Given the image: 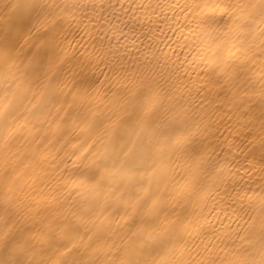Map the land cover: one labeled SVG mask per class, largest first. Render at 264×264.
Masks as SVG:
<instances>
[{
  "label": "snow or ice",
  "instance_id": "1",
  "mask_svg": "<svg viewBox=\"0 0 264 264\" xmlns=\"http://www.w3.org/2000/svg\"><path fill=\"white\" fill-rule=\"evenodd\" d=\"M223 7L221 19L227 17L237 27L248 29L249 34L258 30V35L264 37V0H229ZM6 8L7 14L0 22V84L3 85L0 88V116L5 110L10 113L17 104L23 105L25 100L31 104L29 111L37 119L51 116L54 111L57 114L64 111L63 104L67 101L62 99L66 86L63 73L69 64L79 69L77 74L82 79L77 96L85 104H88L90 92L86 71L99 64H115L119 68V76L113 83L120 87L123 82L125 88L114 103L123 104L129 119L110 133V139L114 145H119L122 157L117 161L120 166L118 175L112 177L113 183L126 188L139 186L145 191L155 185L157 192L140 198L138 208H134L135 218L124 226L127 231L121 237L122 245H112L122 253L115 264H192L183 259L184 252L177 258V246L189 241L192 250L203 247L211 254L218 237L215 226L207 218L202 223L193 214V219L187 223L179 221V229L173 224L165 230L161 227V213L167 216L169 197L165 193L169 185H175L182 195H186L188 203L193 204L206 199L221 181L223 173L218 171L217 153L209 137L216 127L214 117L225 101L231 111L227 120L221 122L249 128L248 135L259 140L264 153V115L260 119L258 135L253 122L242 123L248 116L245 109L256 89L245 73L225 70L224 43L199 53L205 62L204 68L193 80L189 73L181 72L182 65L160 53L158 46H145L141 41L136 58L130 60L127 49L121 55L119 48L114 49L111 43L105 45L106 37L102 31L92 42L89 54L81 57L73 52L65 59V53L71 51L77 37L83 40L79 26L72 30L76 21L74 13L84 11L81 20L91 22L87 13L114 8L111 0L107 3L103 0L100 3L97 0H12ZM33 20L35 24L28 29V38L24 45H19L17 36L21 28ZM113 27L127 39V34L118 25ZM65 44L69 47L65 48ZM209 52L211 63L208 62ZM57 66L60 71L53 73ZM72 68L67 70L71 72ZM261 72L259 97L264 105V69ZM128 81L139 86L135 94L126 88ZM233 130L229 129V135ZM177 152L183 166L172 160ZM14 172L15 169L0 172V264H96L95 260L84 261L81 253L82 248L92 249L100 238L89 237L92 242L84 244L85 237L95 228L94 224L89 227L95 209L69 213L52 211L47 204L48 197L42 195L45 212L41 214L40 202L34 197L29 200L28 194L22 196L11 188L17 180ZM40 173L42 175L26 178L32 180L26 187L32 188L33 192L36 190L34 184L50 185L54 178L50 169L40 167ZM145 183L148 188H144ZM161 186L163 191H160ZM32 209L36 210L42 229H46L43 234L48 239V248L40 253L34 247L25 246L24 236L14 225L22 211ZM232 241L230 258L222 264H264V206L257 217L248 216L243 224L238 221ZM46 252H52L56 258H35ZM29 254L31 259L27 258ZM208 264H216V261Z\"/></svg>",
  "mask_w": 264,
  "mask_h": 264
},
{
  "label": "bare ground",
  "instance_id": "2",
  "mask_svg": "<svg viewBox=\"0 0 264 264\" xmlns=\"http://www.w3.org/2000/svg\"><path fill=\"white\" fill-rule=\"evenodd\" d=\"M11 2L0 0V22L7 14L6 5ZM100 2L97 0V3ZM103 2L107 3V0ZM228 2L111 0L114 8L87 13L92 18L91 22L89 19L81 20L84 11H76L72 30L79 26L83 40L77 37V43L65 53V59L73 52L81 57L89 54L92 42L102 31L106 37L105 45L111 43L114 49L119 48L121 55L127 49L130 60L136 58V49L141 41L145 46H158L160 53L167 54L170 61L182 65L181 72L186 71L195 80L205 63L199 53L206 48L215 49L217 43L223 42L225 70L245 73L256 89V93L250 96L251 102L245 109L248 116L242 119V123L253 122L258 135L260 119L264 115V105L259 97L261 69H264V37L258 35V30L249 34L248 29L237 27L227 17L221 19L225 11L223 6ZM217 5H220L219 9ZM34 24L35 20L21 28L17 36L19 45H24L29 35L28 29ZM113 25H118L127 34V39L120 36ZM68 47L65 44V48ZM208 55V62L211 63V53ZM68 68H72V65H67L63 73L66 86L62 99L67 101L63 104L64 111L58 114L54 111L51 116L37 119L29 111L31 104L25 100L23 105L17 104L10 113L5 110V114L0 116V172L15 169L13 175L17 176V180L11 188L22 196L28 194L29 200L34 197L35 201L40 202L41 214L45 212L42 195L48 197L47 204L52 211L69 213L94 208L89 227L94 224L95 228L85 237L84 244L92 242L89 237L100 238L92 249H81L82 259L86 262L95 260L96 264H115L122 253L112 245H122L121 237L127 231L124 226L135 218L134 208H138V201L141 197L156 193L157 189L155 185L145 191L139 186L126 188L113 183L112 177L118 175L120 166L117 161L122 157L119 155V145L112 143L110 133L129 119L123 104L114 103L121 89L125 88L123 82L120 87L113 83L119 76L118 66L99 64L86 71L90 88L88 104L82 103L77 96L82 79L77 74L79 69L72 68L69 72ZM58 71L59 66L53 73ZM126 88L132 94L139 90V86L131 81L127 82ZM192 99L195 104V95ZM230 111L231 107L225 101L222 110L214 117L216 127L209 137L217 153L218 171L223 173L221 181L212 188L206 199L193 204L188 203L186 195H182L175 185H169L165 193L169 199L167 216L161 213L162 229H170L173 224L179 229V221L187 223L193 219V214L202 223L207 218L216 228L218 239L211 254L205 252L203 247L192 250L190 241L177 246V258L184 252L183 259L192 261V264L199 261L208 264L213 260L216 264H222V261L230 258L232 237L236 234L238 221L243 224L248 216L257 217L264 206V153L259 140L248 135L249 128L221 122L227 120ZM230 128L234 129L231 135ZM179 157L180 153L177 152L172 160L178 161ZM178 162L183 166L182 160ZM40 167L50 169L54 178L50 185L34 184L36 190L33 192L32 188L26 187L32 180L26 178L42 175ZM144 188H148L147 183ZM160 191H163V186ZM14 225L24 236L26 247H34L37 253L48 248V239L43 234L46 229H42L35 209L22 211ZM27 258L31 259V254ZM35 258L54 260L56 257L52 252H46L44 256L37 254Z\"/></svg>",
  "mask_w": 264,
  "mask_h": 264
}]
</instances>
